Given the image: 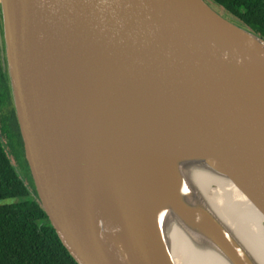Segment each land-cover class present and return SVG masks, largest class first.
Masks as SVG:
<instances>
[{
    "label": "water",
    "instance_id": "95a60500",
    "mask_svg": "<svg viewBox=\"0 0 264 264\" xmlns=\"http://www.w3.org/2000/svg\"><path fill=\"white\" fill-rule=\"evenodd\" d=\"M0 17L37 201L78 264H196L165 225L255 264L219 218L238 227L236 197L202 200L182 169L264 233L262 38L204 0H0Z\"/></svg>",
    "mask_w": 264,
    "mask_h": 264
},
{
    "label": "trees",
    "instance_id": "16d2710c",
    "mask_svg": "<svg viewBox=\"0 0 264 264\" xmlns=\"http://www.w3.org/2000/svg\"><path fill=\"white\" fill-rule=\"evenodd\" d=\"M211 1L264 40V0ZM10 158L0 138V199H20L0 207V264H78L40 207L27 166L16 170Z\"/></svg>",
    "mask_w": 264,
    "mask_h": 264
},
{
    "label": "bare ground",
    "instance_id": "6f19581e",
    "mask_svg": "<svg viewBox=\"0 0 264 264\" xmlns=\"http://www.w3.org/2000/svg\"><path fill=\"white\" fill-rule=\"evenodd\" d=\"M189 164L183 167V175L187 184L195 189L199 198L202 200H210L211 193L215 189L229 190L236 197L238 207L231 208L233 209L231 210V217L238 224V227L227 224L221 215L219 218L228 226L227 229H229V232L241 243L243 249L255 261L254 263L264 264V258L260 259L256 254L258 251L264 254V233L260 214L247 204L226 182L221 181L194 163ZM206 202L211 210L214 211L210 201ZM164 229L166 237L168 236L172 240L178 241L181 246L183 245V247L187 248L193 254L196 264H210L211 259L216 264H227L216 251L204 244H200L187 234H183L177 227H172L171 225L166 227L165 225ZM172 254H175L173 250Z\"/></svg>",
    "mask_w": 264,
    "mask_h": 264
},
{
    "label": "flooded vegetation",
    "instance_id": "af4514ba",
    "mask_svg": "<svg viewBox=\"0 0 264 264\" xmlns=\"http://www.w3.org/2000/svg\"><path fill=\"white\" fill-rule=\"evenodd\" d=\"M0 138L2 140V143L6 145V149L8 150L9 155L11 157L10 160L12 159V161H14V163L18 168H19V162H24L25 165L27 166L23 151V145L17 127L15 113L8 89L5 60L3 55L1 17H0ZM27 169L29 171L28 166Z\"/></svg>",
    "mask_w": 264,
    "mask_h": 264
},
{
    "label": "rangeland",
    "instance_id": "374dc122",
    "mask_svg": "<svg viewBox=\"0 0 264 264\" xmlns=\"http://www.w3.org/2000/svg\"><path fill=\"white\" fill-rule=\"evenodd\" d=\"M215 12H217L219 15L222 17L228 19L229 21L235 23L236 25L243 26L236 18L233 16L229 15L225 10L219 8L217 5L212 3L211 0H204ZM16 169L18 168L17 166L15 167ZM20 202V199H15V198H5V199H0V207L1 206H10L14 205Z\"/></svg>",
    "mask_w": 264,
    "mask_h": 264
}]
</instances>
